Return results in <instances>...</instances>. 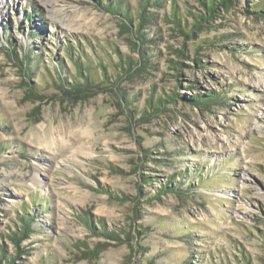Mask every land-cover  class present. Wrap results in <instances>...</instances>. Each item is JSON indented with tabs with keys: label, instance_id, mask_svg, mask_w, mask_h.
<instances>
[{
	"label": "rangeland",
	"instance_id": "374dc122",
	"mask_svg": "<svg viewBox=\"0 0 264 264\" xmlns=\"http://www.w3.org/2000/svg\"><path fill=\"white\" fill-rule=\"evenodd\" d=\"M246 261L264 264V0H0V264Z\"/></svg>",
	"mask_w": 264,
	"mask_h": 264
},
{
	"label": "trees",
	"instance_id": "16d2710c",
	"mask_svg": "<svg viewBox=\"0 0 264 264\" xmlns=\"http://www.w3.org/2000/svg\"><path fill=\"white\" fill-rule=\"evenodd\" d=\"M228 1H230V0H222L221 2H216V0H210V1H202V0H200V3L202 4L203 8L205 9L206 14L208 16H213L214 12H215V9H217L218 6H222L223 5L225 7H228ZM108 9L110 11L115 12V13L118 12L116 10V7L112 8V9L108 7ZM125 13L121 15V17L124 18V20H125L124 22L122 21L121 29H122L123 32H127V33L131 34L132 36H134L137 27L135 28L134 31L131 30V24H132L131 16L128 15V14H125ZM175 16L180 18V15L178 13H176ZM150 18H151L150 13L145 12V7L141 6V11H140V13L138 15V20H137L138 23H139V27L137 28V30H139V34L138 35H139V37L141 39H144V33L143 34L140 33V29L143 28L142 26L145 25L146 20H148ZM197 18L198 19H195L196 23L199 22V19L205 20V19H203V17H197ZM120 66H121L122 71H124V70H127L126 68H130L131 66H137V63L133 62V61H129V60H127V62H126V60H123V61L120 62ZM103 74H104V72H103ZM82 87H84V89H87V90H89L91 88H94L93 83L90 82L88 79H85V81L83 83H76L75 85H73V89H74L75 92H81L80 89ZM13 240H15V239H13ZM246 264H248L247 261H246Z\"/></svg>",
	"mask_w": 264,
	"mask_h": 264
}]
</instances>
